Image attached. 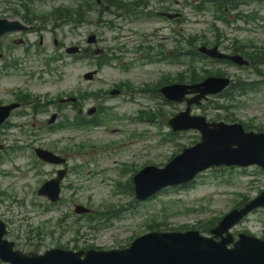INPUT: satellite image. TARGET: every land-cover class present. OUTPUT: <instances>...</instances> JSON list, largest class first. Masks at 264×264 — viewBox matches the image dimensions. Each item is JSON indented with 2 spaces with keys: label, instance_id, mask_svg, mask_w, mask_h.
Instances as JSON below:
<instances>
[{
  "label": "rangeland",
  "instance_id": "1",
  "mask_svg": "<svg viewBox=\"0 0 264 264\" xmlns=\"http://www.w3.org/2000/svg\"><path fill=\"white\" fill-rule=\"evenodd\" d=\"M10 1L16 4L15 8L18 9L17 3L13 2V0ZM175 1H178V3ZM196 1L169 0L165 6V8H168L172 5V11H180L186 18V24L181 22L177 25V27H181V32H179L180 37L177 33L167 28L168 26H174L176 29L175 21L166 23L161 19L143 18V16L121 19L118 18V13L112 14L110 11H103L99 16L96 15L95 11H92L86 19L87 23L79 26L78 29H73L71 26H63L53 32L47 30L43 33L45 37V54L56 52L52 47V39L54 38L63 45H78L85 43L89 32H94L100 37L99 47L109 49L108 53L116 54L119 57V62L111 65V68H105L97 81L91 84L82 81L83 73L88 71V64L83 62L66 60V64L59 69V71L64 73V76L60 80L52 79V81L48 80V78L41 80L25 77L26 72L29 71L28 66L31 67L30 71H34L37 65L40 64L20 62V70L14 69L0 75V96L18 87L40 92V95L49 93L53 96L76 90H106L114 83L122 81H128L134 88H137L143 85H156L163 76H167L169 80H174L178 73L185 75L187 72V57H183L182 63L177 66L156 59L147 62L144 60V52L138 53L135 51L137 45H148L151 47L150 53L152 56H156L160 51L162 53L172 51L176 47H180L184 51L187 48L189 37L197 36L198 41L196 45H199L204 38L208 40L214 39L217 34L216 29L223 35L222 42L225 46H229L230 42L236 37L242 41H253L258 46L264 45V4L248 5L241 9L244 15L253 16L252 19H237L235 14L232 13L228 16V21L223 22L216 20L212 15L213 12L210 10H195V7H197ZM155 2L156 0H152L150 4L153 5ZM75 3L76 0H48L43 4H36L35 7L38 11H42L50 10L62 4L74 6ZM9 8L10 6L5 4L4 0H0V14H7L4 9L9 10ZM149 9L152 10L150 7ZM7 17L12 18L13 16ZM104 22L120 25L119 30L105 28ZM27 38L34 40L37 36L30 34ZM31 43L33 45V42ZM117 48H120V50H117ZM30 49L31 53H33L32 48ZM22 52L21 48L15 49L9 53L8 57L9 59L21 58ZM56 53H61V50ZM5 59L0 61V67L6 62ZM26 62L29 61L27 60ZM198 65H206L209 69H223L232 75L242 78L249 76L255 81L261 79V77L255 76L251 71L239 70L234 67L206 62ZM123 67H126V70H123ZM261 69L264 71V67ZM97 103L102 104L103 107H111V113L115 116L114 119L94 133L91 131L72 130L59 132L58 134L70 137L71 150L74 144L81 141L85 142L93 137L95 138L93 143L99 142V144L116 138L115 136L117 135L120 136L118 139L116 138L117 141L128 139V136L125 137L121 131L130 126V122L125 121V115L133 114V111L125 106L123 98L113 97L105 101L90 99L83 106L84 108H88ZM202 107L199 109L194 107L192 114L202 115L208 119H211L214 115L217 117L218 114L216 112L214 114V112L209 110L205 103ZM183 108L184 106L182 105L164 106L163 109L167 115L164 118L168 119L172 113H177ZM232 112L233 116H230L232 119L245 122L252 119L254 123L264 126V88L240 98L237 108L232 110ZM218 118H221V116ZM110 127L116 128V134L113 138L109 136ZM150 128L152 130H149V139L144 143H139L138 149L140 150L138 153H135L133 156L128 154L131 158H127L123 153H111L112 151L109 153H99L95 159H90L92 166L88 165L84 173L75 179L76 187L80 188L76 203H81L100 212L107 211L110 205H114L115 209L119 210L117 217L109 219L110 225L106 227L99 226V230H87L88 227L85 226V220L81 221V225L84 226L81 229V233L87 234L84 244L95 245L102 249L123 247L129 242L131 237L141 234L146 230L145 221L150 217H157L159 221H167L171 228L181 226L193 227L203 219L219 216L227 212L241 195L252 198L259 191L264 190V172L249 168L244 170V172L236 170L219 172L217 177L206 173L188 190L173 189L164 191L154 201L145 205L132 203V196L129 193H124L122 189H119L121 193L114 194V190L105 180H108L107 175L110 178L116 176L115 172L118 164L130 161L133 162L132 166H138L147 161H152L154 164H162L168 157L180 149V144L188 146L198 138L196 132L190 131L179 134L175 138V141L172 142L168 139L169 129L166 125L161 126L162 133L158 136L156 133L152 134L153 130L154 132L157 131L156 126L150 125ZM163 135H165L164 137L167 141L161 143ZM66 145L67 140L64 139L58 146L62 148ZM129 149L133 148L127 145L126 154ZM121 151H123L122 147L118 152ZM115 160L118 161V164H113ZM17 163L24 166L26 160L19 157L17 158ZM89 168L92 169V172L88 170ZM98 168L101 169L99 170ZM102 171L104 172L102 173ZM128 177L129 173L125 171L122 178L125 180ZM102 180L105 183H102ZM12 183V178L6 179L5 176L0 175V189L10 190ZM33 183L34 181L28 179V174H24L18 178L17 184H13V186L16 188L19 196H29ZM25 185H27L26 188ZM118 185L126 186L127 184L118 181ZM2 203L0 206L1 216L12 219L10 227L12 229V237L15 239H17L15 237L16 233L22 239L24 238L29 224L35 227L37 223L41 222V219L48 217L55 219L59 215L58 210L67 213L70 216V220L74 218L72 205L70 206L68 203L63 208L51 209L49 212L43 214L36 209L34 213L26 214L29 220H25L24 215H22L23 218L20 216L15 217L17 216L16 211H20L18 206L11 207L8 200ZM94 224L96 225L98 222ZM54 227L52 225L51 228ZM243 229H247L251 234L261 237L264 234V210L249 215L233 232H240ZM53 232V235H43L42 243L38 248L40 252L54 248L58 244L71 246L69 244L72 236L71 231L62 232L61 228L55 227ZM16 246L23 251L32 249L27 244H23V241L16 243Z\"/></svg>",
  "mask_w": 264,
  "mask_h": 264
}]
</instances>
